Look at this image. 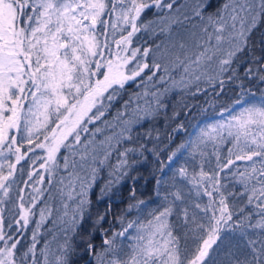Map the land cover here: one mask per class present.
I'll return each mask as SVG.
<instances>
[{
    "label": "snow or ice",
    "instance_id": "1",
    "mask_svg": "<svg viewBox=\"0 0 264 264\" xmlns=\"http://www.w3.org/2000/svg\"><path fill=\"white\" fill-rule=\"evenodd\" d=\"M245 63L264 84V0H0V264H264V89L245 87ZM232 81L237 98L160 162L172 174L155 178L156 200L140 199L154 130L137 129L177 90L212 89L215 109ZM105 170L109 203L93 213ZM126 179L129 203L103 228Z\"/></svg>",
    "mask_w": 264,
    "mask_h": 264
},
{
    "label": "trees",
    "instance_id": "2",
    "mask_svg": "<svg viewBox=\"0 0 264 264\" xmlns=\"http://www.w3.org/2000/svg\"><path fill=\"white\" fill-rule=\"evenodd\" d=\"M150 15V14H149ZM257 55H261L259 49L256 50ZM247 63L242 64L238 68V75L244 80V84L246 88H250L252 92L259 95L261 89H264V84L258 83L253 78H244V71ZM127 91L122 93L121 97L117 99V101L113 102L112 113H115L117 108H120L123 101L128 98V93L132 91H136L135 85L126 86ZM219 89L217 88V91ZM240 92L239 81L228 82L224 86V92L216 97L217 105L215 109L209 106L208 101L213 97L214 93L212 89L208 90V95H204L203 93L197 95L196 97H192L190 95L181 96V93L177 90L173 93H170L169 96L165 99V103L168 105L167 109L162 110L154 119L149 118L142 123L137 131L143 133L147 129H153V135L148 138H141L140 142H143L148 149L144 153L147 156V160L143 161V163L137 167L136 171L141 174L140 179L135 181V186L137 189V196L140 199L144 200H156L155 197V178H167L171 176V170L169 168H165L163 173L157 171L160 168V162L163 161L167 164V155L175 149V147L180 144L182 141L188 139V133L193 132L194 126L197 124H202L205 122V119L208 117L219 119V116L216 113L219 112L220 107L222 105L229 104L232 100L236 99L238 93ZM187 104L191 106L190 111H185L182 105ZM180 111V115L174 119H166L167 117L172 116L173 106ZM202 109H206V111H202ZM110 118V117H109ZM183 123L185 129L177 132H173V129L176 128L177 124ZM158 134V138H157ZM171 135L172 139L169 140L168 136ZM230 145H224L222 149V155H226L227 147ZM155 147L159 152V157H157L151 149ZM186 155V153H185ZM139 158V157H137ZM175 166V165H174ZM131 175H135V172L131 173ZM26 178V177H25ZM107 171H102L100 173V178L97 180L95 186L93 187L91 199L93 201V213L97 210H103L107 207L109 200L105 198L102 201H97V196L100 192V187L108 180ZM131 179H126L117 188L113 189V193H111V202H112V214L107 218L105 222L102 223L103 228H108L109 223H114V217L119 214L120 210L125 208L129 203V194L132 185ZM136 213L133 212L132 216ZM90 227L91 225H86ZM102 233L94 234V242L100 243ZM88 257L84 256L83 260L80 264H84V261H87Z\"/></svg>",
    "mask_w": 264,
    "mask_h": 264
}]
</instances>
